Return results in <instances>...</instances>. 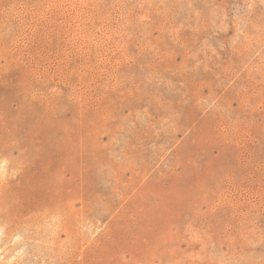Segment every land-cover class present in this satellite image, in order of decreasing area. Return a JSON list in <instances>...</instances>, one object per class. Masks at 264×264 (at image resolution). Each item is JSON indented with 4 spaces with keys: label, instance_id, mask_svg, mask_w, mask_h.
Returning a JSON list of instances; mask_svg holds the SVG:
<instances>
[{
    "label": "rangeland",
    "instance_id": "1",
    "mask_svg": "<svg viewBox=\"0 0 264 264\" xmlns=\"http://www.w3.org/2000/svg\"><path fill=\"white\" fill-rule=\"evenodd\" d=\"M0 264H264V0H0Z\"/></svg>",
    "mask_w": 264,
    "mask_h": 264
}]
</instances>
